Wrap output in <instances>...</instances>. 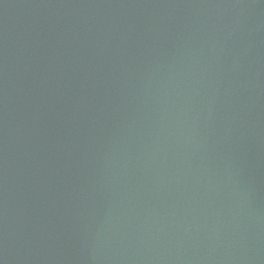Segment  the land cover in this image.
I'll return each instance as SVG.
<instances>
[{
  "label": "water",
  "instance_id": "1",
  "mask_svg": "<svg viewBox=\"0 0 264 264\" xmlns=\"http://www.w3.org/2000/svg\"><path fill=\"white\" fill-rule=\"evenodd\" d=\"M0 264H264V0H0Z\"/></svg>",
  "mask_w": 264,
  "mask_h": 264
}]
</instances>
